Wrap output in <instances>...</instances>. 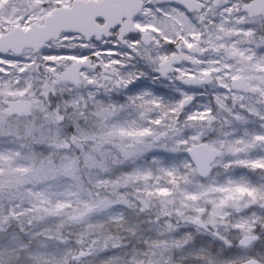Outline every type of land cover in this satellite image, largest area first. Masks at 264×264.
<instances>
[{"label": "snow or ice", "instance_id": "1", "mask_svg": "<svg viewBox=\"0 0 264 264\" xmlns=\"http://www.w3.org/2000/svg\"><path fill=\"white\" fill-rule=\"evenodd\" d=\"M0 264H264V0H0Z\"/></svg>", "mask_w": 264, "mask_h": 264}]
</instances>
